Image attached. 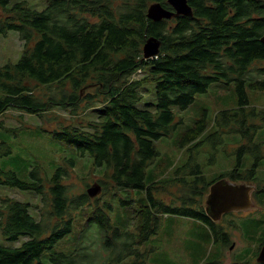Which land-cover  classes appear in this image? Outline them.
<instances>
[{
	"label": "trees",
	"instance_id": "1",
	"mask_svg": "<svg viewBox=\"0 0 264 264\" xmlns=\"http://www.w3.org/2000/svg\"><path fill=\"white\" fill-rule=\"evenodd\" d=\"M152 2L171 8L167 0H49L46 8L35 10L24 1L9 6L10 0H0V34L14 30L24 42L16 63L0 65V116L10 108L39 116L55 108L75 114L84 104L97 113V120L64 124L51 131L54 138L82 155L89 153L95 165L105 164L113 184L147 190L149 204L139 211L143 219L139 240L114 228L108 213L101 206L94 207L88 223L98 224L104 248L113 251L103 264H118L128 255L144 260L137 245L159 231L164 214L199 220L215 241L230 244V232L207 215L202 201L218 179L207 180L195 152L166 181L184 188L181 204L155 195L157 185L165 182H146V169L159 153L155 141L176 126L172 107L187 108L213 83L235 81L239 104L216 113V131L208 140L215 146L225 134L240 133L242 138L235 168L219 179L255 183L256 204L257 194L264 192V186L256 182L264 143L254 142L264 126V112L251 106L246 90L251 66L264 61L260 40L264 0H189L193 16L158 22L147 17ZM150 36L162 41L161 50L157 56L143 59V45ZM140 70L145 73L139 78ZM259 71L264 72V67ZM147 82L155 83V110L149 108L153 104L137 105ZM39 85L46 89L43 95L36 92ZM250 86L264 90V78ZM208 127L205 112L184 133L182 147H197ZM249 152L254 153L255 162L241 172L242 158ZM67 175V168L60 166L51 178L33 174L36 181L25 182L14 171L0 168V184L31 190L41 195L42 202L36 205L41 214L37 220L30 213V203L0 197L3 234L13 241L27 238L20 247L0 245V264H94L97 255L82 246L70 255L53 254L51 263L40 260L71 233L73 213L92 201L87 192L70 195L64 183Z\"/></svg>",
	"mask_w": 264,
	"mask_h": 264
},
{
	"label": "rangeland",
	"instance_id": "2",
	"mask_svg": "<svg viewBox=\"0 0 264 264\" xmlns=\"http://www.w3.org/2000/svg\"><path fill=\"white\" fill-rule=\"evenodd\" d=\"M26 2L31 9L43 10L49 0H10V5ZM150 4L148 5V7ZM3 9L0 8V15ZM24 42L17 31L0 34V65L16 63L22 56ZM264 61L251 66L246 81V90L252 107L264 112V90L254 89L250 84L264 78ZM141 70L136 77H142ZM37 94L43 95L45 87L39 85ZM157 95L154 82H147L142 89V97L138 106L155 110ZM238 95L235 81L213 83L206 92L198 93L195 100L185 109L173 106L176 126L169 135L155 141L158 155L146 169V182L157 185L155 195L168 203L181 204L185 190L181 185L166 181L173 178L175 171L187 163L189 155L196 153V160L202 165L203 172L209 182L231 172L238 160L237 148L241 143L240 133H229L223 140L213 145L208 137L216 131L215 115L220 110L238 106ZM207 113L208 129L199 138V145L182 147L180 144L184 133L193 127L195 121ZM97 120V113L82 104L75 114L55 108L45 116L10 108L0 116V168L14 171L25 182L36 181L38 174L42 178H51L57 168H67L68 175L64 179L70 195L87 192L94 184L101 186V192L90 197L92 201L73 213V229L71 233L57 242L53 248L45 251L40 260L51 263V256L56 253L72 254L79 246L88 247V251L96 254L94 264H103L107 251L102 244L103 236L97 223H88L89 216L95 206H101L109 215L111 224L121 232H130L139 240L143 219L140 209L149 204L147 190L129 189L117 186L108 178L109 169L104 164L97 166L89 153L82 155L79 151L54 138L52 130L64 124H84ZM259 121V120H257ZM256 144L264 143V126L254 137ZM191 148V149H190ZM264 149V147H263ZM9 151L8 153H6ZM6 153V154H5ZM71 161L74 163L71 164ZM255 162L253 152L242 158L241 172L251 168ZM256 182L264 186V158L256 167ZM35 174V176H33ZM10 196L19 201L30 203V213L37 219L41 214L36 205L41 206V195L31 190L0 184V197ZM99 199L97 200V198ZM205 197H203V204ZM257 206L253 210L238 211L225 214L218 223L230 232L231 245L222 240L215 241L210 229L201 221L173 214H164L159 231L143 244L137 245L138 251L145 254V259H137L136 255H128L118 264H263L256 257L264 243V192L257 194ZM21 236L17 241L8 240L0 229V245L20 247L26 241ZM234 245L233 248L231 246ZM118 251V249H116Z\"/></svg>",
	"mask_w": 264,
	"mask_h": 264
},
{
	"label": "water",
	"instance_id": "3",
	"mask_svg": "<svg viewBox=\"0 0 264 264\" xmlns=\"http://www.w3.org/2000/svg\"><path fill=\"white\" fill-rule=\"evenodd\" d=\"M171 8H166L160 2H152L147 8V17L155 22L163 19H172L179 16H193V8L189 0H167ZM264 44V35L260 38ZM162 41L155 36L146 39L143 45V59L157 56L161 50ZM256 190L255 183L237 182L227 178H221L213 182L205 199L207 215L214 221L219 222L223 215L253 210L257 204L253 198ZM101 192V186L94 184L87 189L90 197H95ZM256 261L264 264V243L256 257Z\"/></svg>",
	"mask_w": 264,
	"mask_h": 264
},
{
	"label": "flooded vegetation",
	"instance_id": "4",
	"mask_svg": "<svg viewBox=\"0 0 264 264\" xmlns=\"http://www.w3.org/2000/svg\"><path fill=\"white\" fill-rule=\"evenodd\" d=\"M231 213H233V212H231ZM223 217H224V215H223ZM223 217L221 218V220L223 219ZM221 220H220V221H221ZM220 221H219V222H220ZM219 222H217V223H219ZM231 243H232V241L230 242L229 245H231ZM233 247H234V245L231 246V248H233Z\"/></svg>",
	"mask_w": 264,
	"mask_h": 264
}]
</instances>
